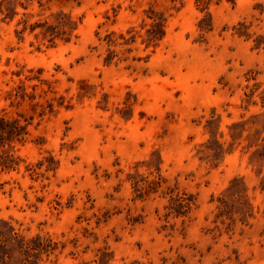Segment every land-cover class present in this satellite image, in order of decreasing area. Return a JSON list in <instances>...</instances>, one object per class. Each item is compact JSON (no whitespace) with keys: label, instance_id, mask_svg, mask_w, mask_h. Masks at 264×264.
Listing matches in <instances>:
<instances>
[{"label":"rangeland","instance_id":"1","mask_svg":"<svg viewBox=\"0 0 264 264\" xmlns=\"http://www.w3.org/2000/svg\"><path fill=\"white\" fill-rule=\"evenodd\" d=\"M11 1L0 119L29 125L0 232L50 247L5 264H264V0Z\"/></svg>","mask_w":264,"mask_h":264},{"label":"trees","instance_id":"2","mask_svg":"<svg viewBox=\"0 0 264 264\" xmlns=\"http://www.w3.org/2000/svg\"><path fill=\"white\" fill-rule=\"evenodd\" d=\"M15 1L11 0H1L0 1V12L3 10L9 11L13 8ZM15 9V8H14ZM16 13L14 12V15ZM62 17H65L62 13L56 14L52 17L53 22L48 23L44 22L42 27L45 28L43 35L48 36V42L53 44L56 38H61L64 42H68V37L70 33L74 29V23L66 20H62ZM149 19L152 20L151 26L152 28L147 30L148 39L145 42V50L149 47L155 48L157 44L164 38L165 31H164V20H155L151 17ZM31 32L34 31L35 27L29 28ZM132 30L129 29L127 33H130ZM122 36V35H121ZM122 38H124L122 36ZM125 44L133 43V37H129L128 39L124 40ZM107 44L109 45L107 56L104 58V65H110L115 58H117V54L114 50L110 48L113 47L114 42L108 41ZM27 80H32V78L26 77ZM19 96V94H15V97ZM50 105V104H49ZM29 122L25 120V124L21 125L19 121H6L4 119H0V147H4L5 145H10L14 142H21L23 137L27 135V126ZM17 166L16 160L12 157L11 154L5 153L4 155H0V170L2 171H11L14 170ZM190 201L179 200V199H172V208L170 209V213H176V216H179L176 208L186 209L187 212L190 208ZM184 212V213H185ZM33 239L25 240L22 237H19L9 226H6L4 232H0V264H5V260H11L12 255L14 253L19 254L22 258H26V263L33 262L29 261L28 259L32 258L35 254H42L47 252L49 249V244L44 241H38L36 245H33ZM18 247L16 250L15 248ZM24 260V259H23ZM22 261V264H26Z\"/></svg>","mask_w":264,"mask_h":264}]
</instances>
